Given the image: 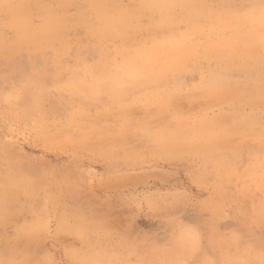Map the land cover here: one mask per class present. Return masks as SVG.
<instances>
[{
  "label": "rangeland",
  "instance_id": "374dc122",
  "mask_svg": "<svg viewBox=\"0 0 264 264\" xmlns=\"http://www.w3.org/2000/svg\"><path fill=\"white\" fill-rule=\"evenodd\" d=\"M201 1L198 29L182 8L164 23L115 0L128 29L101 37L89 0H0L1 264H264V64L207 48L221 11L264 0ZM48 11L61 29L34 33ZM163 40L155 61L172 41L200 48L180 76L120 86L121 49Z\"/></svg>",
  "mask_w": 264,
  "mask_h": 264
},
{
  "label": "bare ground",
  "instance_id": "6f19581e",
  "mask_svg": "<svg viewBox=\"0 0 264 264\" xmlns=\"http://www.w3.org/2000/svg\"><path fill=\"white\" fill-rule=\"evenodd\" d=\"M5 1L6 0H4V2ZM68 1H70V0H68ZM113 1H115V0H89L90 4L88 6V15L92 19L90 27H93L92 29L94 31H96L97 34H99L101 37L112 36V35H114V33L116 35L117 31H119L120 29L123 30L125 27L129 26L130 20L132 18L131 14H129L128 12L124 11L121 8H116L114 10L113 7L111 6V3H113ZM141 1L148 2V6L141 7V9H138L139 11L147 9L151 13L155 12V14H156V11L162 12V13H164V15L162 16L163 17L162 21L164 23L166 21L171 20V18L173 17V13H174L173 11L176 8H182V10L185 13V20L187 22L191 23V25L193 24L195 27H198L200 24L198 22V24H199L198 25L197 21H199V19L203 20V18H205V17L201 18L202 15L211 14V12L213 11L212 10V11H209L207 13L203 7L201 0H141ZM252 5L248 9H246L245 11H242V12H237L236 10H233V9L221 11V16L219 15L220 18H216L217 20L215 19V21H212L213 22L212 27L214 28V30H217L220 34L217 32L216 33L217 37L215 36L216 37L215 40L213 42H211L210 44L206 43V45L208 44L207 48L210 49V51H208V52H210L211 55H213V56L214 55L215 56L220 55V57L222 56L221 57L222 60H223L224 56L225 57L237 56L239 45H242L244 50H251L252 54L255 55V66H258V65L261 66L264 64V61H262V60H264V6H262L261 4H255L253 6ZM18 7H19L18 9H20V7H22V6L18 5ZM48 13L49 14L45 17L44 24L42 25V27L39 30L33 31L34 33L45 35L44 34L45 32L48 33L51 30L55 31L59 28L61 29L62 23H60L58 21V19L56 18V15H54L53 12L48 11ZM21 15L24 18H22L20 16V21L17 22L15 20H13L11 22V25H14L17 29H23L25 27V25H27V23H28V21H27L28 16H26L27 18H25V16L23 14H21ZM174 16H175V14H174ZM213 20H214V18H213ZM164 23L162 24V27H164L163 26ZM201 23H203V22H201ZM188 26H190V24H188ZM27 27L29 29V24ZM207 27H209V24H207ZM126 29H128V28H126ZM188 29L190 30V27ZM198 29H199V27H198ZM198 29H196V30H198ZM93 30H92V32H93ZM125 30H123V31H125ZM200 30H201V28H200ZM203 32H202V34L200 32H198V34L200 33V35H203ZM205 34H206V32H205ZM118 36H120V35H118ZM188 36H190V35H188ZM46 37H47V34H46ZM110 38H112V37H110ZM189 40L194 41L193 38H191ZM38 41H40V39ZM164 42L165 41L163 40V42H157L156 44H153V47H152L153 50H151L152 49L151 48L150 49L151 51H149V49L148 50H146V49L142 50V48H141L139 51L132 52L131 49L130 50L127 49L128 47L127 48L123 47V49H121L122 50L121 53H123L122 55H124L128 61L125 62L126 63L125 65H122L120 67L118 66L116 69L119 76H122V77L125 76L121 79V81H119L120 86L121 85H122V87L124 85L126 86L127 83L126 84H122V83L126 82L127 80L130 81V80L138 79L139 77H140V80L143 79L144 82H146V79H155V80H158V82H160L159 79H161L164 75L166 76V74H169V75L174 74V75L178 76L181 72H183V67H184L183 64H185L184 61L186 59V56L184 54H186L187 52H190V51H191L190 53L194 54V52H196V50H198L200 48L198 45L199 42L198 43L197 42H191L192 45L191 46L186 45L187 47H185L184 44L183 45L181 44V46H184L186 48V50H185L186 53H184V51H178V49H179L178 43H180V42L177 43L175 41H172V42H169V44L172 48V51H169L170 54L167 52L169 55H164L165 58L167 56V58H169V59H165L163 61H160V60L155 61L153 58V55H155L156 52H158L157 50H159L161 48V46L162 47L165 46ZM39 43H36V45H38ZM162 43L164 45H162ZM165 43H167V41ZM39 45L42 46V44H39ZM38 48H40V47H38ZM206 49H204V50H206ZM190 53H187V56H188L187 58H191L192 55L191 56L188 55ZM180 54H183V55H180ZM162 55H160V51H159L158 56H161V58H162ZM125 57H123V58H125ZM252 57H254V56L252 55ZM156 59L158 60V58H156ZM227 59H228V57H227ZM145 60H149L150 62L153 60V62H151L148 67H146V66L140 67L141 64L139 65V63H143V61H145ZM231 60H233V59H231ZM187 62H189V60H187ZM229 64H230V62H229ZM252 68H254V67H252ZM104 69H105V67H103V72H104ZM106 69H107V67H106ZM106 71L109 73V71H111V69H109V71L107 69ZM114 75H115V73H114ZM111 76H113V74ZM254 78H255V76H254ZM164 79H165V77H164ZM218 79L219 78H217V80ZM113 80L116 83H118L117 80H115V79H113ZM258 80L259 79H257V81ZM162 81L163 80H161V82ZM133 82H131V83H133ZM133 84H137V83L135 82ZM143 85L141 84V86H143ZM115 86H117V85H115ZM137 87H140V86H137ZM260 87H258V90L262 91V89ZM119 88H121V87H119ZM122 92H124V91H122ZM249 94H251V93H249ZM233 96H234V94H233ZM232 98L233 97H230V99H232ZM9 182H10L9 184L12 183L10 180H9ZM0 253H2V252H0ZM250 255H249L250 257H253L252 260H250V261L237 260L234 264H259L260 263V257L259 256H252L251 253H250ZM12 256L14 258L18 257V259L20 260L19 263L15 261L16 263L11 262L12 264H32L29 262V260L26 258L25 255H22L19 252H15V253L13 252ZM22 256H25V258ZM0 257H1V255H0ZM10 257L8 256L9 259H10ZM8 258H6V259H8ZM14 258H11V259L13 260ZM3 262H5L4 264L9 263L8 260H7V262H6V260H3ZM88 262L92 263V260L89 258ZM34 264H36V263H34ZM38 264H40V263H38ZM108 264H113V262L110 261V262H108Z\"/></svg>",
  "mask_w": 264,
  "mask_h": 264
}]
</instances>
